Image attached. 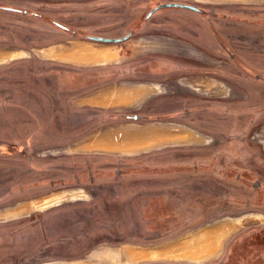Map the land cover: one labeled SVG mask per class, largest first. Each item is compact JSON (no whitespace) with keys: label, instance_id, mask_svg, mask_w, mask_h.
<instances>
[{"label":"rangeland","instance_id":"374dc122","mask_svg":"<svg viewBox=\"0 0 264 264\" xmlns=\"http://www.w3.org/2000/svg\"><path fill=\"white\" fill-rule=\"evenodd\" d=\"M124 81L154 96L131 107L76 105ZM157 125L166 129L159 149L82 144ZM190 135L198 144L172 142ZM253 146L261 181L264 0H0V264L74 258L57 254L60 243L79 242L86 255L126 242L142 217L229 213L227 198L249 191L170 169L220 167L230 152L236 164L237 151L252 166ZM50 194L60 200L34 205Z\"/></svg>","mask_w":264,"mask_h":264},{"label":"crops","instance_id":"0c3cea01","mask_svg":"<svg viewBox=\"0 0 264 264\" xmlns=\"http://www.w3.org/2000/svg\"><path fill=\"white\" fill-rule=\"evenodd\" d=\"M82 56L84 57V55ZM153 96L154 91L148 85L141 88L133 87L127 84V81L118 84L106 82L103 86L95 87L85 94L79 95L76 98V105L103 109L131 107L145 101L148 103ZM117 134H121V136L128 134L131 137L133 135L130 134H134L138 138H144L139 145L153 146L151 149H159L166 139V129L158 125L140 130H127L122 127L119 130L98 133L83 141L82 144L83 147L91 144L92 147L100 149L107 146L108 149L109 147L111 149L115 147V150L120 149L117 147V141H114L116 145L110 144L109 141V137L115 138ZM198 138L190 135L184 141L182 137L178 136L172 142L198 144ZM252 149L254 160L252 166L246 165L247 158L240 156L241 153L237 151L236 158L233 159L236 164L230 165L229 156L232 154L230 152L231 154L220 155L223 158H220L223 160L220 167L211 168L204 165L199 168L170 169V171L177 170L182 174L203 173L221 177V182L224 185L228 186V183L231 182L234 184L233 187L237 186V191L244 193L249 191L250 198L247 199L227 198L228 202L224 207L230 209L229 213L198 221L196 218H187L186 220L176 215L164 218L155 215L152 216L153 218L142 217L140 234L136 238L126 242L111 243L109 246L103 244L90 250L86 255L85 252L81 254L82 247L79 248V242H71V248L68 243L65 245L60 243L54 247L60 250L57 251V254L65 253L66 256L74 258H60L62 259L61 263L54 262L52 258H47L45 261H38L36 258L33 264H264V178L260 181L263 174L260 168L262 159L259 154H256L254 146ZM244 176H253L256 179L253 184L246 186L241 180V177ZM257 181L258 184H255ZM144 206H149V204ZM154 206L164 207L158 202ZM170 224L172 225L169 226ZM33 234L38 236L37 231ZM46 238L49 237L46 235ZM57 238L56 241L59 242L66 239V235L65 238L63 235L61 237L59 235ZM76 238L78 239V237ZM50 250L51 253L48 256H53L55 253L52 250L55 249L51 248Z\"/></svg>","mask_w":264,"mask_h":264},{"label":"bare ground","instance_id":"6f19581e","mask_svg":"<svg viewBox=\"0 0 264 264\" xmlns=\"http://www.w3.org/2000/svg\"><path fill=\"white\" fill-rule=\"evenodd\" d=\"M130 135H133V137L129 136L128 134H125V135H122V136H121V134H117L115 136V138L111 136V138L109 137L110 144L112 143V144H115L116 145V143H114V141H117V145H119V147L121 148V150H125V149L128 150L132 146L139 145V143H141L140 141H143V139H144V138H140V137L138 138V137L134 136V134H130ZM55 195H57V194H50V195L45 196L44 198H42L40 200H36V202H34V205L35 206H40V207L52 206L55 202H58L60 200V198L54 197ZM23 209L24 210H27L28 209V206L26 205L25 207H23ZM135 255H137V254H135ZM200 256H201V254H200ZM186 257H187V255H186Z\"/></svg>","mask_w":264,"mask_h":264},{"label":"water","instance_id":"95a60500","mask_svg":"<svg viewBox=\"0 0 264 264\" xmlns=\"http://www.w3.org/2000/svg\"><path fill=\"white\" fill-rule=\"evenodd\" d=\"M182 8L190 9V10H196L194 7L191 6H185V5H180Z\"/></svg>","mask_w":264,"mask_h":264},{"label":"flooded vegetation","instance_id":"af4514ba","mask_svg":"<svg viewBox=\"0 0 264 264\" xmlns=\"http://www.w3.org/2000/svg\"><path fill=\"white\" fill-rule=\"evenodd\" d=\"M258 184V183H257Z\"/></svg>","mask_w":264,"mask_h":264}]
</instances>
